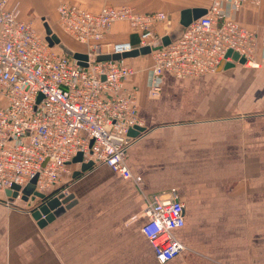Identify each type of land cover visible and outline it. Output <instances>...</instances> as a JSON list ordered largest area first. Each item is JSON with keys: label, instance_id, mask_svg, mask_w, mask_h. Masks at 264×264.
<instances>
[{"label": "crops", "instance_id": "1", "mask_svg": "<svg viewBox=\"0 0 264 264\" xmlns=\"http://www.w3.org/2000/svg\"><path fill=\"white\" fill-rule=\"evenodd\" d=\"M63 1L92 11L105 3L164 10L169 19L156 29L163 37L179 23L182 9L208 8L212 0H10L9 8H20L44 37L80 51L60 26ZM179 3L176 13L172 6ZM231 17L261 28L264 2ZM107 40L137 43L126 23L113 25ZM256 59L258 66L239 63L198 78L166 72L157 98L146 92L151 55L123 59L136 69L128 85L139 88L144 128L130 138L127 162L142 181L103 164L75 175L81 164L73 162L63 187L77 203L44 227L30 207L8 204L6 190L0 191V264H264L262 41ZM173 187L185 205V226L176 232L185 248L161 263L141 233V213L154 193ZM134 215L141 216L132 221Z\"/></svg>", "mask_w": 264, "mask_h": 264}, {"label": "built area", "instance_id": "2", "mask_svg": "<svg viewBox=\"0 0 264 264\" xmlns=\"http://www.w3.org/2000/svg\"><path fill=\"white\" fill-rule=\"evenodd\" d=\"M9 2L0 0V191L13 185L20 190L17 197L6 198L8 204H24L22 190L34 178L36 192L70 193L63 184L79 153L83 161L106 165L139 184L141 176L127 162L129 131L142 125L139 88L128 85L136 69L123 59L96 57L161 44L156 29L168 21V13L139 12L131 5L110 3L92 11L61 2L62 30L89 55L83 66L41 35L20 8H9ZM263 2L212 0L207 13L186 26L179 39L149 54L153 64L147 96H160V78L166 72L198 78L217 71L224 62L239 64L229 51L245 58L244 65L258 66L256 55L260 41L264 44V26L250 27L231 14L247 4ZM118 23L128 25L137 43L107 40L109 29ZM184 207L173 187L154 193L141 213L145 218L141 233L158 262L172 260L185 248L176 235L185 226Z\"/></svg>", "mask_w": 264, "mask_h": 264}, {"label": "water", "instance_id": "3", "mask_svg": "<svg viewBox=\"0 0 264 264\" xmlns=\"http://www.w3.org/2000/svg\"><path fill=\"white\" fill-rule=\"evenodd\" d=\"M207 13V8L205 7H193V8H184L180 12V20L178 26L169 34H166L161 38V44L157 46H145L140 48H135L132 51L116 53V54H100L96 57L97 60H119L126 58H136L143 55L150 54L153 50L158 49L162 45H168L172 41L179 39L186 26H188L193 20L198 19ZM51 43H55L58 48L65 53L66 55L76 59L79 64L86 66L89 60V55L82 51H77L71 46H69L64 41L58 40V38H48ZM228 55H232L234 61L245 64V58H241L238 53L229 51ZM236 66L235 62H224L218 70L233 68ZM41 97V96H40ZM144 130L141 126H136L129 131V138L136 136L139 131ZM74 163H80L81 169L75 173V175L81 174L94 166V162L83 161L82 153H79L74 159ZM35 182L36 178L32 180L22 190V199L28 203V206L32 209V216L38 223L40 227L46 226L49 222L53 221L56 217L60 216L66 210L72 208L77 200L75 199L74 193H64L61 192L57 196L51 194H44L35 191ZM14 189V190H13ZM20 186L13 185L12 188L7 189L6 193L8 197H17ZM41 201V202H39ZM40 203L37 205V203Z\"/></svg>", "mask_w": 264, "mask_h": 264}, {"label": "rangeland", "instance_id": "4", "mask_svg": "<svg viewBox=\"0 0 264 264\" xmlns=\"http://www.w3.org/2000/svg\"><path fill=\"white\" fill-rule=\"evenodd\" d=\"M211 2H212V1H211ZM180 5H182V4H180V3H179V4H173L172 7L176 10V11L174 10L176 13H177V10L180 9ZM168 15H169V14H168ZM178 24H179V23H178ZM178 24L176 25V27L178 26ZM176 27H175V28H176ZM175 28H174V29H175ZM174 29H173V30H174ZM173 30H172V31H173ZM170 33H171V32H170ZM67 37H68V36H67ZM69 42H70V41H69ZM73 42H74V43H73ZM73 42H70V44L73 45L74 47H76V49H79V50L81 51V49H82L83 47H82L79 43L75 42L74 40H73ZM151 57H152V56H151ZM152 61H153V60H152ZM98 165H101V164H98ZM67 181H68V180H67ZM70 181H71V182L74 181V178L71 179ZM70 181H69V184L71 183ZM64 183H65V182H64ZM66 185H68V184L66 183ZM24 201H25V200H24ZM14 203H15V204H18V205H21V207H23V208H27V207H29L27 202L24 203V204L21 203V202H19V201H18V202H14ZM26 206H27V207H26ZM30 209H31V208H30ZM31 210H32V209H31Z\"/></svg>", "mask_w": 264, "mask_h": 264}]
</instances>
